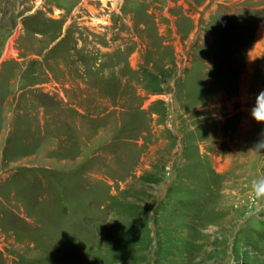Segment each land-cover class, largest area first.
Instances as JSON below:
<instances>
[{
    "label": "rangeland",
    "instance_id": "1",
    "mask_svg": "<svg viewBox=\"0 0 264 264\" xmlns=\"http://www.w3.org/2000/svg\"><path fill=\"white\" fill-rule=\"evenodd\" d=\"M262 90L264 0H0V264H264Z\"/></svg>",
    "mask_w": 264,
    "mask_h": 264
},
{
    "label": "clouds",
    "instance_id": "2",
    "mask_svg": "<svg viewBox=\"0 0 264 264\" xmlns=\"http://www.w3.org/2000/svg\"><path fill=\"white\" fill-rule=\"evenodd\" d=\"M250 115L256 122H264V90L260 91L250 109ZM264 148V139L259 141L254 149Z\"/></svg>",
    "mask_w": 264,
    "mask_h": 264
},
{
    "label": "bare ground",
    "instance_id": "3",
    "mask_svg": "<svg viewBox=\"0 0 264 264\" xmlns=\"http://www.w3.org/2000/svg\"><path fill=\"white\" fill-rule=\"evenodd\" d=\"M93 26V25H92Z\"/></svg>",
    "mask_w": 264,
    "mask_h": 264
}]
</instances>
